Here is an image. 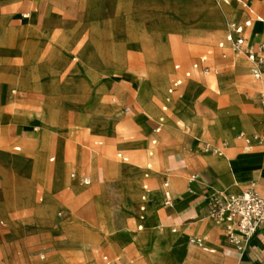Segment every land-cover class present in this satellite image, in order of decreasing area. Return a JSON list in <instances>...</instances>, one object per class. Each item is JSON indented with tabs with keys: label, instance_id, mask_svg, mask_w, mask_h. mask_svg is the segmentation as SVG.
Instances as JSON below:
<instances>
[{
	"label": "rangeland",
	"instance_id": "1",
	"mask_svg": "<svg viewBox=\"0 0 264 264\" xmlns=\"http://www.w3.org/2000/svg\"><path fill=\"white\" fill-rule=\"evenodd\" d=\"M16 1L18 0H0V156L2 155L4 159L22 156L25 160L30 152L28 149L36 142L39 134L34 127H28L29 130L21 135L27 139H20L16 137L10 122L7 126L2 124L5 116L10 118L8 107L14 104L27 109L40 108L44 105L42 115L34 117L38 123L37 128H48L51 131L57 126L58 129L64 130L62 132L64 137L59 141L66 144L68 156L59 150L55 155L52 151V141H46V145L43 146L48 153L44 155V161L47 166H55L58 161L62 174L59 176L57 173H50L44 180L35 178L29 163L14 166L15 168L12 170L10 168L9 172L4 167H0V171L2 170L0 174L8 176L10 190L20 192L22 189L18 191L17 186L21 184L28 188L27 192L30 195L28 200L19 199V204L12 203L6 215L0 210V264H55L58 260L61 264H85V255L65 246L60 228L62 221L70 215L67 205L69 183L78 180L79 185L85 189L98 188L102 185L108 195L103 199L101 197L103 191L99 188L95 191L94 195L99 196V206L110 205L115 213L119 232L138 233L137 224L143 220L139 214V221L134 222L131 215H126L123 227L118 223L121 214L115 195L119 173L114 168L130 166L135 171L132 175L138 180L136 210L139 211L138 207L141 206L139 197L142 193L143 175L147 172L146 165H151V175H161L156 158L159 156L158 149L164 143L159 135L165 129L181 131L185 134L190 132L185 127L176 125L180 118L164 101L154 104L159 115L165 116L171 122L170 125H163L156 134L155 130L159 126L157 117L144 116L150 127V134L145 138L148 148L139 150L136 156L131 155L130 150L126 149H112L110 153L106 152L105 147L111 145L107 138L88 133L83 124L88 125L91 132L115 135V131L111 130L112 121L108 119L107 114L110 106L106 105L116 104L111 102L114 96L110 86L118 82L119 78H130L136 88L140 82L146 80L168 81V86L166 85L165 88L167 97L169 95L167 90L175 78L181 80L178 88L189 79L196 78L198 85L194 97L190 99L194 112L202 111V102L206 101L216 105L220 110L229 108L230 101L227 98L231 93L230 87H218L220 86L218 79L216 86H213L209 80L227 76L231 71V54L228 48L220 50L217 45L225 36L230 24L243 20L245 12L242 4L237 3L236 0H233L234 2L227 0V3L223 0H22L14 5L5 3ZM31 6L38 8V13L31 18V25L34 27L24 28L23 34L22 30L20 31L19 34L22 36L19 45L15 43L16 30H10L7 22L10 26L16 25L19 14L28 12ZM219 6L225 7L229 13L228 22L219 12ZM3 17H8L7 21ZM198 30L200 32L197 36L195 33ZM135 53L138 55V62L134 61ZM203 58L205 61H202ZM51 59L64 62L62 68L56 67L55 63L49 64L47 61ZM194 64L198 65L197 70L192 69ZM174 66L180 67L174 70ZM204 66L210 70L208 75L201 73V68ZM64 69L67 72L64 83L72 78H79L85 82V86L77 88V92L81 94L92 90L94 81L97 80L102 69H106L113 76L104 84L107 91L101 96V101L90 110L74 115L72 112L62 110L55 102L57 93L67 91L64 83L57 87L50 82L52 75ZM188 71L191 72V77L186 79L184 73ZM22 73L27 74L32 85L45 89L46 100L43 93L16 90L18 88L15 87L16 83L12 82L11 76L17 77ZM248 76L251 78L250 72ZM239 80L241 81V78ZM176 90L169 97H175L174 99L177 100ZM64 97L68 100L67 95ZM29 98L38 101H30ZM73 99L84 100L83 97L75 94L70 95L68 101ZM141 99L137 98L139 104ZM140 106L139 111L125 115L122 113L124 105L117 103V106H113L116 109V120L124 123L138 112L145 113L143 106L141 104ZM164 107L167 111L162 110ZM216 112L221 116L217 117V113L215 114L214 120L210 123V131L220 130L218 123L230 115L229 112ZM25 115L16 111L14 119L29 124L32 118ZM207 116L209 119L213 118L209 113ZM218 118L221 119L218 121ZM181 122L194 127L195 134L188 135L189 137L194 138L202 131L201 121L194 122L193 119L183 116ZM127 130L128 128L124 126L118 128L116 139L123 143L138 140V135ZM221 130L228 129L226 127ZM153 140L155 144L151 143ZM16 146L21 147V151H14ZM117 153L124 154L129 161L127 163L119 161L116 158ZM0 159L4 161L3 158ZM51 159L54 161L50 162ZM83 178L89 179L90 183L82 184ZM48 195L58 204L55 226L53 231L49 228L41 233V241L33 244L29 239L34 232L31 227L33 223L27 219L33 215L34 206L42 203ZM4 202V184L0 180V209ZM91 202L92 199L82 200L73 213L82 222L99 228V225H95L93 217L85 213ZM143 211L145 212V207ZM67 235L78 243L98 241L97 237L90 233H67ZM109 247L110 242L103 241L90 249L96 264H101L102 255H108L113 260L123 255L118 251L110 252ZM126 248L125 253L133 257L134 263H140L135 257L134 249L131 246ZM43 253L46 254L47 259L40 260L39 255Z\"/></svg>",
	"mask_w": 264,
	"mask_h": 264
},
{
	"label": "crops",
	"instance_id": "2",
	"mask_svg": "<svg viewBox=\"0 0 264 264\" xmlns=\"http://www.w3.org/2000/svg\"><path fill=\"white\" fill-rule=\"evenodd\" d=\"M20 1L22 0L5 3L14 5ZM236 2L238 3L239 0H236ZM246 3L249 9L243 7L245 12L243 20L235 22L240 24L246 21L251 22L249 27L243 28V35L250 45L256 47L264 40V0H246ZM37 13L38 8L31 6L28 12L19 14L16 25L10 26L7 22L10 30H16L15 43L20 45L19 39L21 40L24 28L34 27L31 25V18ZM23 14H29V17L22 19ZM3 18L6 21L8 19V17ZM20 31L22 34H19ZM225 36L221 41L224 40ZM187 43L192 44L195 42ZM225 48H228L231 54L232 69L227 76L215 79L220 82V86L217 85L218 87H230L231 93L227 98L230 101L229 108L220 110L216 105L206 101L202 102V111L194 112L190 99L194 97L198 85L196 78L189 79L181 88H177V100L174 99L175 97L165 96L161 91L159 87L162 85V79H156L153 82L146 80L140 82L143 85L140 104L143 106L145 113L138 112L133 118L124 123H119L115 115H109L108 119L117 122L114 136L105 135L98 131L91 132L88 125L82 123L88 133L99 134L107 138L111 145L105 147L106 152L110 153L112 149H126L130 150L131 155L136 156L139 150L148 148L145 138L150 134V127L144 116L157 117L159 126L155 130L156 134L160 132L163 125H170L171 122L165 116L159 115L157 107L154 106V102L164 101L170 110L179 116L180 121L176 125L183 126L190 132L185 134L181 131L165 129L159 135L162 143H164L158 149L159 156L156 158L161 175H151V165H146L145 170L147 172L143 175L144 182L139 197L141 205L138 207L139 211L136 210L139 190L138 180L132 175L135 171L130 166L118 168L119 177L115 195L121 214L118 223L123 227L126 215H131L134 222L139 221V214V217L141 216L143 220L137 224L138 233L125 234L119 232L115 213L110 205L103 203V206H99V196L94 195L95 191L98 188L101 189L103 199L107 198L106 195H108L102 185L98 188L85 189L79 185L78 180L69 183L68 190L70 193L67 205L70 215L62 221L60 228L65 239V246L85 255V264H96L90 249L98 243H103V241L110 242L108 248L110 252L118 251L123 255L114 260L108 255H102L100 257L101 264H104L102 261L103 256L108 257L110 264H135L133 257L125 253L127 246L134 249L135 257L140 261L137 264H264V223L247 243L236 245L227 238L226 222L215 220L210 215L215 197L226 194L238 195L251 184L254 185L256 192L264 197V143L257 144L253 139L256 136L264 137V111L261 110L258 101L259 91L264 87V79L258 82L252 76L250 78L248 73L252 66L251 63L244 55L234 54L228 46ZM138 59V55L135 53L134 61L138 62ZM73 61H76V59H73ZM108 72L106 69H102L97 80L94 81L92 90L83 94L78 93L77 88L85 86L84 81L79 78H72L64 83L67 78L65 69L56 72L55 75L50 77V82H53V85L57 87L64 83L67 91L57 93L55 102L60 105L62 110L72 112L74 115L90 110L101 101V96L107 91L104 84L113 76ZM11 77L12 82L16 83L15 87L18 88L16 90L40 92L45 95L44 92L33 89L32 82L27 74L22 73L17 77ZM139 85L136 88L130 78H119L118 82L110 86L111 93L114 96L111 102L116 103L114 104L116 106L117 103L124 105L122 108L123 114H133L136 110L141 109L136 98ZM205 88L207 89V87ZM75 94L78 97H83L84 100L73 99L68 101L70 95ZM64 95H67L68 100L65 99ZM29 100L38 101L35 98H29ZM114 105L108 104L106 106ZM126 108H129L128 113L124 112ZM8 110L10 118L5 116L2 124L7 126L10 122V126L16 132V137L27 139V137L21 135L29 130L28 127H34L35 130L39 131V134L36 142L28 149L30 152L25 160L22 156H11L4 159L1 155L0 158H3L4 161L0 159V167H4L9 172L10 168L11 170L15 168L14 166L29 163L36 179L44 180L45 176L50 173H57L60 176L62 170L58 166L60 164L58 161L55 166L46 165L44 155L48 151L43 144L46 145V141L51 140L53 144L52 151L55 152V155L57 150L66 154V144L59 141L64 137L62 135L64 130L58 129L57 126L51 129L52 132L48 128H37L38 123H36L34 117L43 113L44 105L40 108L23 109L14 104L11 107L9 105ZM35 110H37V113ZM16 111L30 116L32 118L31 122L26 124L15 121L14 114ZM165 111H167L166 108ZM216 111L229 112L230 114L224 121L221 119V124H223L221 128L225 129L227 127L229 138L224 137L218 129L209 130ZM107 112H110V110ZM207 113L211 114L213 118L209 119ZM182 116L191 118L194 122L198 121L200 123L201 121L203 124L201 133L194 138L189 137L188 135L193 136L195 134V130L194 127L182 124ZM121 126L127 127V131L138 135V140L129 143L117 140L116 130ZM151 143L155 144V141L153 140ZM207 145L218 149L220 153L205 152L204 147ZM14 151H21V147H14ZM118 154L128 159L124 154L117 153L116 158L119 161L123 162L117 157ZM66 155L68 156V154ZM151 155L152 153H150ZM54 159L49 161L52 162ZM0 172L2 173V170ZM0 178L1 183L4 184L5 196V202L1 205L0 210L6 215L12 203L19 204V199L28 200L30 195L27 192L28 188L21 184L17 186V189L18 191L22 190L13 192L10 190L8 176L0 174ZM164 184H167V186L164 187ZM143 197H145V200H142ZM89 199H92V202L86 208L85 213L93 217L95 225H99V228L82 222L73 213L79 202ZM142 207H145V212L141 211ZM57 211L58 204L49 195L42 203L34 206L33 215L27 219L33 223L31 227L34 232L29 238L33 244L41 241V233L45 230L51 228V231H53ZM12 232L13 230H11ZM67 233H90L96 236L98 241L96 243H78L71 240ZM197 238L202 240V246L191 242V240ZM41 256H44V258H41ZM39 259H47L46 254L39 255ZM55 264H61V261L58 260Z\"/></svg>",
	"mask_w": 264,
	"mask_h": 264
},
{
	"label": "built area",
	"instance_id": "3",
	"mask_svg": "<svg viewBox=\"0 0 264 264\" xmlns=\"http://www.w3.org/2000/svg\"><path fill=\"white\" fill-rule=\"evenodd\" d=\"M223 1L227 3V0ZM239 2L244 8L249 9L246 0H239ZM28 17L29 14L22 15V19H26ZM250 24V21H246L243 24L232 22L224 40L219 42L217 47L219 49H224L228 46L234 54L244 55L252 65L250 68L251 76L255 81L261 82L264 79V40L256 47L247 42L243 35V28L249 27ZM202 61H205V58H203ZM197 68V64L192 66L193 70H197ZM178 69L179 66H175V70ZM209 71L210 70L207 66L201 68V73L204 75H208ZM184 77L186 79L190 78L191 72H185ZM180 85L181 80L176 79L168 90V94L172 95L175 89H177ZM258 101L261 110L264 111V87H262L259 91ZM163 110L165 111V107ZM124 112L128 113L129 108L124 109ZM253 139L257 142V144L264 143L263 136H256L253 137ZM204 151L207 153H220L218 149L210 147L209 145L204 147ZM117 157L123 162H127L128 160L121 154H118ZM71 176L73 177V175ZM89 183V179L83 178L82 184L88 185ZM166 186L167 184H164V187ZM144 188L146 189V187ZM142 200H145V197H143ZM141 211H143V207L141 208ZM210 215L215 220L226 222L227 238L230 242L236 245H244L258 232L264 223V197L259 195V193H257L254 189V185L251 184L247 189L238 195L226 194L215 197L210 209ZM191 242L198 246L203 245L202 240L198 238L191 240ZM41 258H44V256H41ZM102 261L104 264H110V260L107 256H103Z\"/></svg>",
	"mask_w": 264,
	"mask_h": 264
},
{
	"label": "bare ground",
	"instance_id": "4",
	"mask_svg": "<svg viewBox=\"0 0 264 264\" xmlns=\"http://www.w3.org/2000/svg\"><path fill=\"white\" fill-rule=\"evenodd\" d=\"M212 7H214V6H212ZM219 12H221L222 13V15L226 18V20H227V22H228V18H229V13L226 11V8L225 7H222V6H219ZM196 24V23H195ZM203 24V23H202ZM208 24V23H207ZM197 25V24H196ZM220 25V24H219ZM226 26V25H225ZM198 32H200V30H198V31H196V33H195V35H197L198 36ZM145 57V56H144ZM147 57V56H146ZM145 59V58H144ZM49 64H53V63H55L54 65H56V67L58 66V68L60 67V68H62V64H64V62H62V61H59V60H56V59H51V60H48L47 61ZM165 63V62H164ZM149 70V69H148ZM168 71V70H167ZM149 72V71H148ZM168 74V73H167ZM92 76V75H91ZM92 78H93V76H92ZM211 81V83H212V85H216V81H217V79H211L210 80ZM167 83H168V81H164V82H162V85L159 87L160 89H161V91H163V93L165 94V88H166V85H167ZM34 85V87H33V89L34 90H37V91H41V92H45V89L44 88H42V87H35V84H33ZM32 85V86H33ZM168 86V85H167ZM142 92H143V85L142 86H139V88H138V90H137V98L139 99H141L142 98ZM156 92V91H155ZM159 95V94H158ZM161 96V95H160ZM160 101V100H159ZM155 106V105H154ZM21 108V107H20ZM44 108H45V106H44ZM24 109V108H23ZM110 110V112H107V114L108 115H117L116 114V109H115V107H113V106H110L109 107V109H107V111H109ZM30 111V110H29ZM36 111V113H37V110H35ZM217 113V117L220 115L219 114V112H216ZM27 115V114H26ZM25 115V116H26ZM42 115V114H41ZM221 116V115H220ZM28 118V117H27ZM182 119H183V116L181 117ZM187 118V117H186ZM221 118H218V121L220 120ZM187 120V119H186ZM225 120V119H224ZM223 120V121H224ZM188 121V120H187ZM222 121V122H223ZM112 124H111V130L114 132L115 131V127H116V125H117V122H116V120H112V122H111ZM219 124V126H220V128H221V125H223V124H221V122H219L218 123ZM191 125V124H190ZM219 126H218V128H219ZM110 130V131H111ZM221 130V129H220ZM107 131L109 132V128L107 129ZM221 133H222V135H224V137H226V138H229V134H228V132H227V130H221ZM43 136V135H42ZM231 140V139H230ZM109 149V148H108ZM107 149V150H108ZM111 149V148H110ZM109 151V150H108ZM110 152V151H109ZM137 159H139V158H137ZM92 165V164H91ZM96 165V164H95ZM91 167V166H90ZM95 168V167H94ZM115 170H116V172L117 173H119V171H118V168H114ZM92 170V169H91ZM94 170V169H93ZM115 172V173H116ZM118 176V175H117ZM86 235V234H85ZM84 238V237H83ZM81 240V239H80ZM84 240V239H83ZM82 241V240H81ZM80 241V242H81Z\"/></svg>",
	"mask_w": 264,
	"mask_h": 264
}]
</instances>
